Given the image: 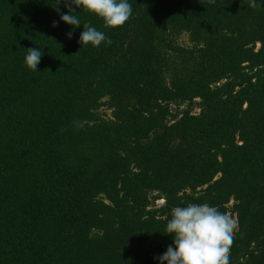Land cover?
<instances>
[{
    "label": "trees",
    "instance_id": "16d2710c",
    "mask_svg": "<svg viewBox=\"0 0 264 264\" xmlns=\"http://www.w3.org/2000/svg\"><path fill=\"white\" fill-rule=\"evenodd\" d=\"M57 2L0 0V264H158L188 203L236 220L230 264H264V5L75 9L112 40L81 48Z\"/></svg>",
    "mask_w": 264,
    "mask_h": 264
},
{
    "label": "clouds",
    "instance_id": "9594fccd",
    "mask_svg": "<svg viewBox=\"0 0 264 264\" xmlns=\"http://www.w3.org/2000/svg\"><path fill=\"white\" fill-rule=\"evenodd\" d=\"M61 3L67 9L66 14L58 10ZM260 4L264 5V0H260ZM57 6L59 20L70 26L67 39H72L75 29L83 27L78 39L81 48L89 45L98 48L101 44L111 46L112 40L89 23H82L75 9L93 14L107 29L122 27L133 13L129 0H58ZM250 6L257 7L256 0H250ZM52 27H58V22L53 21ZM42 55L39 48L28 49L24 57L26 68L38 72ZM236 227L234 218L208 203L177 206L171 211L165 227V235L171 237L172 243L154 259L158 264H230Z\"/></svg>",
    "mask_w": 264,
    "mask_h": 264
},
{
    "label": "rangeland",
    "instance_id": "374dc122",
    "mask_svg": "<svg viewBox=\"0 0 264 264\" xmlns=\"http://www.w3.org/2000/svg\"><path fill=\"white\" fill-rule=\"evenodd\" d=\"M177 43H179L180 45L184 46V47H190L191 43L188 40V37L186 34H181L178 38H177ZM182 108V107H181ZM99 114L105 117H109L110 116V110L105 108L104 106L99 108ZM199 110L197 108L192 109L193 113H197ZM163 201L162 200H157L155 202V205H159L161 204Z\"/></svg>",
    "mask_w": 264,
    "mask_h": 264
}]
</instances>
